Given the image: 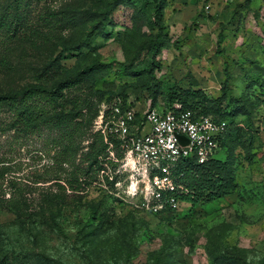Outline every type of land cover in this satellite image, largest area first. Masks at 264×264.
<instances>
[{"label": "rangeland", "instance_id": "374dc122", "mask_svg": "<svg viewBox=\"0 0 264 264\" xmlns=\"http://www.w3.org/2000/svg\"><path fill=\"white\" fill-rule=\"evenodd\" d=\"M165 2L158 33L152 0H0V97L68 81L52 114L76 113L31 129L0 103V194L27 198L18 212L0 203V264H264V0ZM153 95L230 123L216 153L225 196L153 214L127 172L83 160L104 104L143 110ZM65 129L74 155L61 166ZM76 176L71 190L64 178Z\"/></svg>", "mask_w": 264, "mask_h": 264}, {"label": "built area", "instance_id": "2783aa9c", "mask_svg": "<svg viewBox=\"0 0 264 264\" xmlns=\"http://www.w3.org/2000/svg\"><path fill=\"white\" fill-rule=\"evenodd\" d=\"M226 127V121L183 108L178 102L170 108L146 106L140 110L116 98L103 105L97 121L96 131L108 145L100 173L107 172L114 163L121 172L128 173L131 187L142 197L141 206L146 211H175L183 202L181 195L186 193L177 182L181 164L186 160L202 164L217 157ZM178 136L187 142H180ZM117 150L122 157L117 156Z\"/></svg>", "mask_w": 264, "mask_h": 264}, {"label": "trees", "instance_id": "16d2710c", "mask_svg": "<svg viewBox=\"0 0 264 264\" xmlns=\"http://www.w3.org/2000/svg\"><path fill=\"white\" fill-rule=\"evenodd\" d=\"M119 0H114V3ZM154 3V23L157 32L159 33L163 28L162 23V15L163 10L166 7V0H152ZM70 47H65L62 52L69 50ZM61 52V53H62ZM59 53V54H61ZM97 65L92 64L83 69V72H87ZM75 83L63 81L58 82L55 85L47 88L44 86H27L23 87L18 91H10L5 95L0 97V103L2 101L10 102L13 108V116H14V124L25 125L31 129H37L44 123H55L57 126L68 127L72 124L74 115L70 114V112H59L52 114L58 107L59 102L62 101V90L73 86ZM153 100L151 101V106L155 107V95H153ZM172 102H178L182 105L183 108L192 109L197 112L211 115L208 111L204 109L196 108V105H192V103H185L183 100H180L177 96ZM123 102L126 100L123 97H120ZM111 101V100H110ZM108 101V103L110 102ZM173 103L169 107L172 106ZM217 120L226 121L227 127L224 132V135L221 138V147L222 150L226 148L227 136L230 128V123L226 119H222L211 115ZM81 126L80 123H75L74 131L79 129ZM71 131H66L67 144L62 150L63 159L62 164H66L67 166L70 164V158L74 155V150L72 148L73 142L71 138ZM73 132V129H72ZM83 131L82 133H84ZM95 139L90 147V152L84 155V161H87L91 156L95 155L96 159L94 163L96 165V172H100L103 169V163L106 161L105 158L108 155V145L104 142L102 135L96 131L94 133ZM114 145L117 147V141L113 140ZM117 156H121L119 151L117 150ZM98 159V163H97ZM72 161V160H71ZM89 165V169L92 168V164ZM56 165L57 162H56ZM226 164L225 162H221L218 157L210 159L205 163L198 164L190 160H186L181 164L180 169L178 171L179 176L177 177V182L181 184L185 189L186 193L181 195V199L190 204H195L197 201L206 199L207 201H213L217 198H221L228 193V190L231 188L227 182V174H226ZM82 171L84 169H81ZM4 170L0 168V177L3 176ZM45 181H58L60 178L57 173L54 176L44 178ZM43 179V180H44ZM64 181L66 186L75 190L76 188H80L81 184L78 183V177H65ZM40 181H35V183ZM59 184V183H58ZM61 189H65L63 185H58ZM5 192L0 194V203L11 208L13 211H20L23 206H25L27 198L25 193L19 188L15 186L14 189L8 191V197H4Z\"/></svg>", "mask_w": 264, "mask_h": 264}, {"label": "water", "instance_id": "95a60500", "mask_svg": "<svg viewBox=\"0 0 264 264\" xmlns=\"http://www.w3.org/2000/svg\"><path fill=\"white\" fill-rule=\"evenodd\" d=\"M178 139L180 140V142H183V143L187 142V140L183 136H178Z\"/></svg>", "mask_w": 264, "mask_h": 264}]
</instances>
